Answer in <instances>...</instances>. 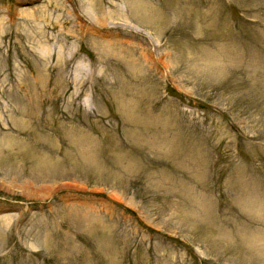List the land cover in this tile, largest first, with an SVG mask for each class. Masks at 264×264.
<instances>
[{
    "label": "rangeland",
    "instance_id": "1",
    "mask_svg": "<svg viewBox=\"0 0 264 264\" xmlns=\"http://www.w3.org/2000/svg\"><path fill=\"white\" fill-rule=\"evenodd\" d=\"M113 1L0 0V264H264V0Z\"/></svg>",
    "mask_w": 264,
    "mask_h": 264
},
{
    "label": "bare ground",
    "instance_id": "2",
    "mask_svg": "<svg viewBox=\"0 0 264 264\" xmlns=\"http://www.w3.org/2000/svg\"><path fill=\"white\" fill-rule=\"evenodd\" d=\"M61 1H62V0H61ZM110 1H111V0H110ZM112 1H113V0H112ZM59 2H60V1H59ZM80 2H81V0H80ZM113 2H114V1H113ZM56 6H57V5H56ZM80 6H81V5H80ZM83 6H84V5H83ZM86 6H87V5H86ZM61 7H62V6H61ZM92 7H93V6H92ZM62 8H63V7H62ZM80 8H81V7H80ZM83 8H84V7H83ZM83 8H81V9H83ZM90 8H91V7H90ZM85 9H86V8H85ZM91 9H92V8H91ZM91 9H90V10H91ZM68 10H69V8H68ZM77 10H78V9H77ZM93 10H94V7H93ZM95 11H96V10H95ZM98 11H99V10H98ZM81 12H82V10H81ZM81 12H80V14H78V13H74V14H75V17L77 16V17L81 18V17L83 16V15L81 14ZM84 12H85V11H83V13H84ZM23 13H24V12H23ZM23 13H22V14H23ZM84 14H85V13H84ZM115 14L122 15L121 13H119V11H117V13H115ZM29 15H30V14H29ZM86 16H88V15H86ZM27 17H28V15H27ZM120 17H121V16H120ZM70 18H71V17H70ZM90 18H91V16H90ZM1 20H2V19H1ZM1 20H0V21H1ZM88 20H89V19H88ZM95 21H98V19L95 20ZM77 22H78V21H77ZM83 22H84V21H83ZM72 24H73V23H72ZM82 24H83V23H82ZM86 24H87V23H86ZM1 25H2V24H1ZM92 25H94L95 27H97L96 24H94V23H92ZM84 28H85V27H84ZM72 29H73V28H72ZM96 29H97V28H96ZM82 30H83V29H82ZM90 30H91V29H90ZM104 30H105V29H104ZM107 30H108V29H107ZM77 31H80V30H77ZM91 31H92V30H91ZM102 31H103V30H102ZM64 32H65V31H64ZM73 32H74V31H73ZM66 33H67V32H66ZM71 33H72V32H71ZM74 33H75V32H74ZM74 33H73V34H74ZM78 33H79V32H78ZM93 33H94V32H93ZM83 34H84V33H83ZM99 34H100V33H99ZM74 35H75V34H74ZM74 35H73V37H74ZM78 35H79V34H78ZM113 35H114V34H113ZM62 36H63V35H62ZM104 36H105V35H104ZM121 36H122V35H121ZM99 37H100V35H99ZM117 37H118V36H117ZM65 39H66V38H65ZM102 39H103V38H102ZM102 39H101V40H102ZM117 39H118V38H117ZM69 40H70V39H69ZM110 41H111V40H106V42L104 41V43H105V44H109ZM145 46H146V45H145ZM145 46H144V47H145ZM150 46H151V45H150ZM148 49H150V48H148ZM144 53H145V52H144ZM148 53H149V52H148ZM60 54H62V52H60ZM151 54H152V53H151ZM59 56H60V55H59ZM145 57H146V56H145ZM145 57H144V58H145ZM150 57H151V55H150ZM162 57H163V56H162ZM151 59H152V58H151ZM155 61H156V60H155ZM151 62H153V61L151 60ZM158 62H159V61H158ZM80 67H81V66H80ZM153 69H155V68H153ZM79 70H80V69H79ZM79 70H78V71H79ZM3 219H5V218H3ZM6 220H7V219H6ZM6 222H7V221H6ZM6 222H5V223H6Z\"/></svg>",
    "mask_w": 264,
    "mask_h": 264
}]
</instances>
